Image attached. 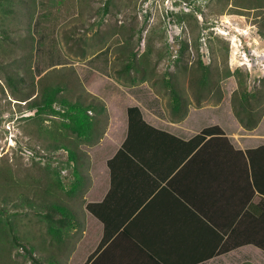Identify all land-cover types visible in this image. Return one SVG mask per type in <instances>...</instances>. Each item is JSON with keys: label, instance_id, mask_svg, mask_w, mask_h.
Returning a JSON list of instances; mask_svg holds the SVG:
<instances>
[{"label": "rangeland", "instance_id": "1", "mask_svg": "<svg viewBox=\"0 0 264 264\" xmlns=\"http://www.w3.org/2000/svg\"><path fill=\"white\" fill-rule=\"evenodd\" d=\"M9 7L0 0V225L13 223L19 239L26 240L31 222L45 220L46 210L35 194L44 197L43 204L67 205L55 216L67 215L79 198L85 201L77 197L84 177L74 173L61 141L75 137L78 147L98 161L111 152L108 141H87L93 109H86L87 120L81 116L70 125L67 118L68 106L70 115L79 105L78 94L89 101L90 92H107L114 85L105 77L120 85L111 99L123 111L125 92L139 96L142 89L148 91L143 82L155 88L169 73L177 75L181 94L195 101L197 89L189 77L199 60L197 69L214 77L219 88L229 77L223 82L229 91L239 86L244 93L264 94V0H27L15 2V12L5 16L3 8ZM182 41L187 50L181 49ZM133 56L144 72L134 68ZM183 62L186 70L177 69ZM126 63L133 67L117 75ZM17 74L27 77L29 87L18 84L20 93L14 94L8 77ZM45 74L53 91L47 92L46 108L38 114L21 99L37 91L31 83ZM99 115L103 127L106 114ZM4 249L13 260L18 253L25 258L10 234L0 238L2 257ZM262 254L255 255L256 264H264ZM234 261L238 264L242 257H230V264Z\"/></svg>", "mask_w": 264, "mask_h": 264}, {"label": "crops", "instance_id": "2", "mask_svg": "<svg viewBox=\"0 0 264 264\" xmlns=\"http://www.w3.org/2000/svg\"><path fill=\"white\" fill-rule=\"evenodd\" d=\"M105 78L114 84L107 92H90L104 103L108 116L106 128L94 144L108 141L111 152L100 161L87 155L85 185L77 195L85 201L79 198L71 223L58 226L45 220L43 225L36 221L39 225L35 226L31 222L27 262L20 253L13 261L230 264V257L236 255L242 257L238 264H256L259 260L255 255L260 253L264 261V250L252 242L223 250L236 237L262 232L263 92L248 97V104L240 103L243 95L239 93L234 103L237 86L229 91L223 83L229 80L226 77L220 88L216 84L215 91L206 90L195 101L184 95L183 102H178L158 84L153 88L143 82L148 91L142 89L139 96L125 92L128 102L123 111L111 99L120 85ZM253 92L248 91L250 95ZM132 107L139 109L150 127L128 134V108ZM234 108L257 115L263 109V113L255 127L247 128L237 119ZM211 127L220 128L222 134L206 135L190 151V140ZM123 144L127 148L118 154Z\"/></svg>", "mask_w": 264, "mask_h": 264}, {"label": "trees", "instance_id": "3", "mask_svg": "<svg viewBox=\"0 0 264 264\" xmlns=\"http://www.w3.org/2000/svg\"><path fill=\"white\" fill-rule=\"evenodd\" d=\"M7 2L9 3L10 7L9 8H3V12H5V16L8 13L15 12V10L13 9L15 2L23 4V3H27V0H18V1L7 0ZM3 35H4L5 41L7 43L8 33L6 30L3 31ZM13 41L14 40H11V43ZM13 45L14 44H12V46ZM182 48L184 50H187V48H188L185 41H182L181 49ZM131 61H133V63L135 64L134 68L136 70H141V72L145 71L144 66H139L136 64V60H135L134 56H133V58H131ZM197 65H198V67L201 66L200 60H199V62H197ZM176 66H177V69L179 68L183 71L186 70L185 62L177 64ZM132 67H133L132 63L131 64L126 63L123 65L122 68L116 70V74L121 75V73H123L125 71H130V69ZM197 68H195V66L190 68L191 75L189 78H190L191 87L195 85L196 89H197L196 91H194V95L196 96V98H200V95L206 90L208 92H210L211 90L215 91V87H216L217 83H216V79L214 77L211 78L210 75H206V73L204 71H200ZM207 69H208V67H207ZM169 74L172 76H168V77H164V78L161 77L159 80L160 85L158 84V82L154 83V85L158 84L159 86L164 87L163 85L165 84V86L167 87V90H169L168 94H169L170 98L173 97L174 99H176V101L183 102L184 94H181V92L179 91L178 86H177V79L174 78V77H177V75L174 76L175 73H169ZM46 77H47V75L45 74V75L41 76L36 82H32L31 83L32 86L38 87L37 91L36 92L32 91L21 99L22 101H25V104L27 105V109L29 111L36 110L35 113L39 114V112H42L45 110L47 92L49 90L53 91V87H49V85L45 82ZM27 80H28L27 77L23 76V75L19 76L17 74V76L13 77V78L11 76H9L8 77V81H9L8 83L11 87L10 89H11L12 93H14V94L20 93V89L18 88L19 87L18 84H20V86L27 85L29 87ZM32 80L33 79H31V81ZM238 88H239V86L237 87L236 91L234 92V95L232 96V101H234V103H235V96L240 93L243 95L241 97V99L239 98L240 103H242V104L247 103L248 104V102H249L248 97L254 96V94L256 93V90H255V92H253L250 95L248 92L244 93L243 90H238ZM164 90L167 93V90L165 88H164ZM77 98H78L77 103L79 105L77 108H75V111H73V113H71L73 115H71V114H70L71 116L69 115L70 111L72 110V107H70V105H69L67 108L68 109V115H67L68 117L67 118L71 122L70 125L73 124L72 120L76 119V121H77V119H79L81 116H83V117L85 116L86 117L85 119L87 120L86 109H88V111L93 109L94 114L91 115L90 117H88L89 121L87 124L89 125L88 128H90L91 133L88 134L87 141L98 140L102 136V134L106 128V125H107L108 116L106 113L105 105L101 100H99L97 97L92 96L91 94L88 98L89 101H83L84 98L82 97L81 94H78ZM103 112L106 115H105V120L103 123L104 125L102 127L101 126V120H100L101 116L99 114L103 113ZM262 113H263V109L260 111V113H259L260 115H257L256 113L251 114V113H248L247 111H243V110L241 111V110H237L234 108V114L236 115L237 119L239 120V122L244 127H247V128L255 127L258 124ZM141 127L148 128L150 126H148L142 120L141 113L137 107L128 108V134L135 131V130H137L138 132L141 131ZM70 129L72 130V127H70ZM70 129H68V131H70ZM214 133L222 134L221 129L218 127H211V128L203 129L199 135H196L195 137H193L190 140L189 150L190 151L194 150L204 140L206 135L214 134ZM55 141L57 142V140H55ZM61 145H64L63 147H65L66 151L68 152L67 158H68V161L70 163H72V165H73L74 173L77 172V177L82 179L81 177H84V171H83L84 169H83V167L80 168V166L84 164V162L87 158V154L82 149H80L78 147L77 140L75 137H67V139H64V141H61ZM125 148H127V144L122 145V148L118 151V154L123 153L125 151ZM248 154L250 156L249 158H251L252 154L249 153V151H248ZM79 170L82 171V175H81V173L79 175ZM83 184L85 185V181L83 182ZM256 187L258 188L257 184H256ZM35 196H36V201H37L38 205H40V207H42V208H45L46 212H45L44 217H45V220H48V222L56 223L58 226H66L67 224L71 223V218L75 217V210L73 208H69L67 215L63 214V215H60L59 218L55 219L54 218L55 214L61 212L62 208L66 207L67 205L57 204L56 202H53V201H49V202L45 201L46 204H43L44 200H45L44 197H42V196L37 197V194H35ZM68 197H69V195H68ZM60 205H62V207ZM87 207L90 210H93L92 204H88ZM247 212H249L250 215H253V213H254L253 210H249ZM259 216L262 219V227H261L262 232L259 236H255V235L252 236V235H250L251 233H248L242 239H239L238 237H236V240L231 242L230 244H227L226 246H224L223 250L227 251V250H230L231 248H234L235 246H238L240 244H246L247 242H252L256 246H258L264 250V213H260ZM38 223L43 224L44 222L42 223L41 221H39ZM29 231L30 230L27 231L28 236H29ZM7 234H10V237L12 238L14 244L20 245L24 249L25 253H23V254L25 256V259L28 258L29 257L28 256L29 249H27L26 246L29 244V241H28L29 238H28L27 234L24 235V238L26 240L19 239L15 234V225L13 223H10V222L7 223L6 225H4V224L0 225V238L7 236ZM3 254H4V257H2V260H1L2 264H17L16 260L13 261V259L11 257V253L6 255L5 249H4ZM244 264H251V263L246 262Z\"/></svg>", "mask_w": 264, "mask_h": 264}]
</instances>
